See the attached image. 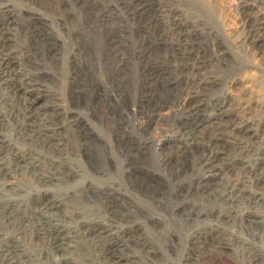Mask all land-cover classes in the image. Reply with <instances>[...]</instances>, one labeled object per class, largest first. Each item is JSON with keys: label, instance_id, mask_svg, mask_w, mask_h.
I'll use <instances>...</instances> for the list:
<instances>
[{"label": "rangeland", "instance_id": "374dc122", "mask_svg": "<svg viewBox=\"0 0 264 264\" xmlns=\"http://www.w3.org/2000/svg\"><path fill=\"white\" fill-rule=\"evenodd\" d=\"M0 35V264H264V0H0Z\"/></svg>", "mask_w": 264, "mask_h": 264}, {"label": "bare ground", "instance_id": "6f19581e", "mask_svg": "<svg viewBox=\"0 0 264 264\" xmlns=\"http://www.w3.org/2000/svg\"><path fill=\"white\" fill-rule=\"evenodd\" d=\"M3 31V30H2ZM4 34V33H3ZM1 36V35H0ZM3 38V37H2ZM7 42V41H6ZM5 44V43H4ZM108 45H109V48H111V49H114V51H116L117 49V43L114 41V39L113 38H111V39H109V41H108ZM115 45V46H114ZM2 46V45H1ZM7 48V47H6ZM3 49V48H2ZM6 55V54H5ZM4 58V57H3ZM7 58V57H6ZM2 63V62H1ZM9 69H10V62L8 61V60H5V61H3V72L4 73H8L9 72ZM118 69V68H117ZM9 74V73H8ZM1 75V74H0ZM118 76V75H117ZM8 78V77H7ZM116 79V78H115ZM7 80V79H6ZM1 81V80H0ZM1 82H3V81H1ZM87 84V83H86ZM89 84V83H88ZM86 89V88H85ZM92 90V89H91ZM92 92V91H91ZM17 93V92H16ZM92 94V93H91ZM24 102V101H23ZM79 102V101H78ZM80 103V102H79ZM26 107V106H25ZM26 109V108H25ZM29 109V108H28ZM38 111V110H37ZM34 120V119H33ZM37 121V120H36ZM26 122V121H25ZM41 123V122H40ZM26 125V124H25ZM25 127V126H24ZM30 129V128H29ZM70 129V128H69ZM190 131V130H189ZM196 131H198V130H196ZM183 132V131H182ZM22 134V133H21ZM25 134V133H24ZM197 134V133H196ZM52 136V135H51ZM23 137V136H22ZM55 137V136H54ZM27 138V137H26ZM37 138V137H36ZM203 140V139H202ZM186 141V140H185ZM192 142V141H191ZM1 145V144H0ZM216 153V152H215ZM211 155V154H210ZM213 155V154H212ZM216 159V158H215ZM231 160V159H230ZM17 163V162H16ZM14 164V163H13ZM242 164V163H241ZM19 165H21V164H19ZM4 166V165H3ZM244 168V167H243ZM7 169V168H6ZM12 169V168H11ZM14 169V168H13ZM23 170V169H22ZM44 171V170H43ZM42 171V172H43ZM6 172V171H5ZM15 172V171H14ZM13 173V172H12ZM40 173V172H39ZM59 173V172H58ZM57 174V173H56ZM216 174H217V172H216V170H214V171H211V173H209L207 176H208V178L205 176V178L203 179V182H205V183H207V181L209 182V183H207V184H209V185H211L212 184V182H210L209 180H212V179H210V177H215L216 176ZM2 175H3V173H2ZM5 175V174H4ZM39 175V174H38ZM54 176V175H53ZM59 177V176H58ZM237 177V176H236ZM39 178V177H38ZM57 179V178H56ZM61 179V178H60ZM10 182V181H9ZM16 183V182H15ZM236 183V182H235ZM203 185V184H202ZM237 185V184H236ZM2 186V185H1ZM205 187H207V186H205ZM235 187V186H234ZM15 188V187H14ZM6 189V188H5ZM231 189V188H230ZM225 190V189H224ZM253 200H254V202L255 203H258V199H254V197H251ZM239 201V200H238ZM244 201V200H243ZM39 202V201H38ZM44 202V201H43ZM229 202V201H228ZM34 205V204H33ZM36 205V204H35ZM40 205V204H39ZM251 205V204H250ZM50 206V205H49ZM5 207V206H4ZM36 207V206H35ZM37 208V207H36ZM4 209V208H3ZM2 209V210H3ZM38 210V209H37ZM41 210V209H40ZM42 211V210H41ZM44 211V210H43ZM113 211H117V209H113ZM9 212V211H8ZM7 212V213H8ZM118 212V211H117ZM6 213V214H7ZM52 213V212H51ZM264 213V212H263ZM41 215V214H40ZM14 216V215H13ZM27 216V215H26ZM18 217V216H17ZM3 219V218H2ZM8 219V218H7ZM14 219V218H13ZM18 219H19V217H18ZM250 220V219H249ZM21 221H22V219H21ZM17 222V221H16ZM26 222H28V221H26ZM10 223V222H9ZM4 224V223H3ZM22 224H24V223H22ZM27 224V223H26ZM8 225V224H7ZM12 225V224H11ZM21 225V224H20ZM32 225V224H31ZM41 225V224H40ZM9 227V226H8ZM25 227V226H24ZM20 229V228H19ZM260 230V229H259ZM60 231V230H59ZM262 231V230H261ZM42 232V231H41ZM23 233H25V232H23ZM89 233V232H88ZM44 234V233H43ZM85 234V233H84ZM47 236V235H46ZM56 236V235H55ZM65 236V235H64ZM54 237V236H53ZM61 238V237H60ZM65 241V240H64ZM56 245V244H55ZM15 246V245H14ZM13 246V247H14ZM105 246V245H104ZM6 249V248H5ZM4 250V249H3ZM12 250V249H11ZM15 251V250H14ZM14 251L12 250V252L14 253ZM113 250H111V252H112ZM16 252V251H15ZM111 252L109 251V255L108 256H110V255H113V256H115L114 254L115 253H112L111 254ZM19 253V252H18ZM17 253V254H18ZM104 254H106V253H104ZM9 256V255H8ZM10 258V257H9ZM20 258V257H19ZM64 259V258H63ZM24 260V259H23ZM127 260H129V259H127ZM6 262H8V261H6ZM25 264V263H24Z\"/></svg>", "mask_w": 264, "mask_h": 264}]
</instances>
